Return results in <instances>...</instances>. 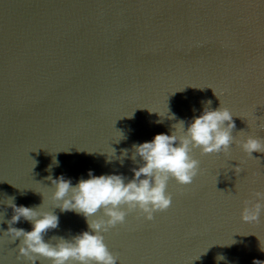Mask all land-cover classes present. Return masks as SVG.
Listing matches in <instances>:
<instances>
[{
	"label": "water",
	"instance_id": "95a60500",
	"mask_svg": "<svg viewBox=\"0 0 264 264\" xmlns=\"http://www.w3.org/2000/svg\"><path fill=\"white\" fill-rule=\"evenodd\" d=\"M207 100L234 114V137L264 139L255 122L264 119V0H0V201L14 196L56 212L59 225L45 239L70 238L87 229L85 219L51 206L46 177L75 184L91 169L131 178L138 163L121 164V150L130 155L133 143L171 134L180 119L186 127ZM166 105L174 118L160 116ZM191 155L197 175L184 185L169 179L168 208L151 220L134 209L103 233L117 264L264 260V208L255 222L240 219L243 201L264 192V153L232 144L227 155ZM53 157L59 165L49 171ZM0 212L5 221L12 215L2 202ZM4 236L0 262L27 264L17 259L18 240Z\"/></svg>",
	"mask_w": 264,
	"mask_h": 264
},
{
	"label": "clouds",
	"instance_id": "9594fccd",
	"mask_svg": "<svg viewBox=\"0 0 264 264\" xmlns=\"http://www.w3.org/2000/svg\"><path fill=\"white\" fill-rule=\"evenodd\" d=\"M203 104L200 114L193 116L186 127L185 121L180 119L173 125L175 130L171 134L160 132L154 134L150 140L133 143L130 155L129 149L121 150L117 157L121 164L125 157L138 163V166L130 168L131 178L116 172L94 175L91 169L87 170V178H79L75 184L63 174L55 178L51 175L46 177L52 187L49 196L51 206L58 208L60 212H74L85 219L87 229L71 235L70 238L52 236L45 239V235L59 225L56 212L42 208L41 205H17L14 196H7L0 201L12 210V215L6 221L3 212H0V222L7 224V228L0 229V233L10 241L18 240L17 258L23 257L27 264H36V261L42 259H46L48 264H117L118 257L107 248L103 233L112 226L122 224L126 213L134 209L145 220H151L154 212L168 208L171 203V195L166 192L169 179L184 185L191 183L197 175L199 162L191 155L193 149H199L202 154L227 155L229 146L235 144L248 156H252L254 151L264 153V139L253 135L243 138L232 135L235 127L234 114L228 108L220 104L213 109L209 107L210 100ZM159 114L161 117L165 114L169 118L175 116L170 113L167 105L166 112ZM255 122L258 127L264 128L262 117L256 116ZM118 137L125 138L122 133ZM108 152L106 163L111 162L114 149ZM54 165H59L55 157L47 170L50 171ZM232 167L238 175L241 171L240 165ZM252 196L254 199L244 200L240 209V219L244 222H255L264 208V192L255 191ZM98 211L101 213L99 217L96 216ZM20 220L29 222L30 229L15 227ZM232 243L235 241L231 239V242L221 244ZM208 247L194 259L206 253ZM259 249L264 252V243L260 240ZM214 260L226 261V257L223 253H217ZM252 264H264V260L254 258Z\"/></svg>",
	"mask_w": 264,
	"mask_h": 264
},
{
	"label": "snow or ice",
	"instance_id": "6c2138e0",
	"mask_svg": "<svg viewBox=\"0 0 264 264\" xmlns=\"http://www.w3.org/2000/svg\"><path fill=\"white\" fill-rule=\"evenodd\" d=\"M247 119V118H246ZM247 123H248V128L250 127V124L252 123V121H250L249 119H247ZM4 237H7V236H4ZM18 259V258H17ZM20 259V258H19ZM18 259V260H19Z\"/></svg>",
	"mask_w": 264,
	"mask_h": 264
}]
</instances>
